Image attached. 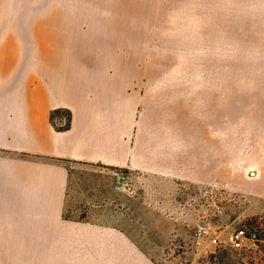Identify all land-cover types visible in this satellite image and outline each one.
Listing matches in <instances>:
<instances>
[{"label":"crops","instance_id":"1","mask_svg":"<svg viewBox=\"0 0 264 264\" xmlns=\"http://www.w3.org/2000/svg\"><path fill=\"white\" fill-rule=\"evenodd\" d=\"M96 2L0 0V28L13 29L0 34V264H78L75 252L79 264H155L138 237L153 235L159 183L264 200V103H224L221 132L216 111L204 132L199 117L152 116L112 47L176 28L177 42L264 61V0ZM84 27L99 35L73 33ZM55 109L71 112L67 130Z\"/></svg>","mask_w":264,"mask_h":264},{"label":"rangeland","instance_id":"2","mask_svg":"<svg viewBox=\"0 0 264 264\" xmlns=\"http://www.w3.org/2000/svg\"><path fill=\"white\" fill-rule=\"evenodd\" d=\"M96 1L73 0V5L79 8L91 3L95 8ZM5 14L0 13V20ZM88 14L76 10L73 19L90 18ZM40 18L48 17L41 13ZM2 30L13 29L0 28V34ZM72 30L76 35H99L100 31L86 27ZM152 31L153 42L112 45L113 56L131 63L136 71L137 103H150V115L199 117L200 131L204 132L210 112L216 111L217 131L221 132L224 103H264V61L226 59L224 43L177 42L181 38L176 28ZM240 123V118L234 117V133L240 131ZM124 191L137 195L131 187ZM154 194L165 203L154 204L153 235L138 238L150 250L155 264H204L206 256L218 248L235 250L232 237L237 230L257 237L264 232L263 199L193 184L159 183ZM161 212L167 217L157 218ZM244 250L256 261L264 259L263 240L255 241L253 250ZM72 257L73 263L79 264L80 253H72Z\"/></svg>","mask_w":264,"mask_h":264},{"label":"trees","instance_id":"3","mask_svg":"<svg viewBox=\"0 0 264 264\" xmlns=\"http://www.w3.org/2000/svg\"><path fill=\"white\" fill-rule=\"evenodd\" d=\"M50 121L58 131L67 130L71 124V112L67 109H55L50 114ZM57 121V122H56ZM58 121L60 122L58 124ZM257 236V235H256ZM257 240L264 241V232L258 234ZM218 248L206 256L204 264H264V259L256 261L243 248ZM251 251V250H249ZM259 254V253H258ZM264 257V256H263Z\"/></svg>","mask_w":264,"mask_h":264},{"label":"built area","instance_id":"4","mask_svg":"<svg viewBox=\"0 0 264 264\" xmlns=\"http://www.w3.org/2000/svg\"><path fill=\"white\" fill-rule=\"evenodd\" d=\"M60 123V122H59ZM202 229H199L201 231ZM232 241L235 244V248H243L246 250H253L257 236L255 233L247 234L245 230L240 229L235 232L232 237ZM215 243L216 240H213Z\"/></svg>","mask_w":264,"mask_h":264}]
</instances>
